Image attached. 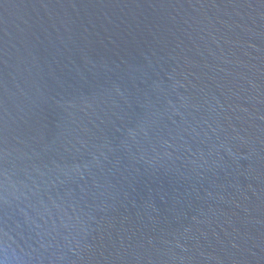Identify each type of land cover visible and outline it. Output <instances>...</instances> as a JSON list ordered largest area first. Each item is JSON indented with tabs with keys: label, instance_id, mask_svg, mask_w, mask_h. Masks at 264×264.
<instances>
[{
	"label": "water",
	"instance_id": "1",
	"mask_svg": "<svg viewBox=\"0 0 264 264\" xmlns=\"http://www.w3.org/2000/svg\"><path fill=\"white\" fill-rule=\"evenodd\" d=\"M0 264H264V0H0Z\"/></svg>",
	"mask_w": 264,
	"mask_h": 264
}]
</instances>
